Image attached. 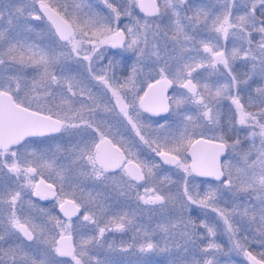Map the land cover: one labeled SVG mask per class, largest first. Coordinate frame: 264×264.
Here are the masks:
<instances>
[{
	"label": "snow or ice",
	"instance_id": "snow-or-ice-1",
	"mask_svg": "<svg viewBox=\"0 0 264 264\" xmlns=\"http://www.w3.org/2000/svg\"><path fill=\"white\" fill-rule=\"evenodd\" d=\"M221 233L264 264V0H0V264H222Z\"/></svg>",
	"mask_w": 264,
	"mask_h": 264
},
{
	"label": "flooded vegetation",
	"instance_id": "flooded-vegetation-1",
	"mask_svg": "<svg viewBox=\"0 0 264 264\" xmlns=\"http://www.w3.org/2000/svg\"><path fill=\"white\" fill-rule=\"evenodd\" d=\"M92 2H95V0H92ZM144 115L145 116H150L147 113L144 114ZM164 115H166V114H164ZM152 119L153 120H158L159 117L158 116L157 117H152ZM125 124H126V122H125ZM119 130L123 134V136H124L125 139H129L130 140V139H132L135 136L134 132L131 131L130 125L127 126V128L120 127ZM117 139H119V137H117ZM136 139L138 140V138H136ZM133 151L134 152H138V150L135 149V148L133 149ZM148 156H149V152H148V150L146 148L144 149L143 152H139V158L140 159H145ZM165 167H169V166H165ZM141 191H142V189H141ZM34 199H36V198H34ZM39 202L41 204H43L44 206H50L52 201L50 199L49 201H39ZM57 212H58V209H57ZM115 236H116V242H117V244L120 243V240L121 239H123L126 242H131V233H129L128 235H124L123 237H121V234L116 233ZM227 242H228V245L225 246L224 251L225 252H230L229 250L232 247V245L229 242L228 237H227ZM250 250L253 251L254 254H258L260 251H264V249H262L258 244H252V245H250ZM231 253H233L235 256H232L233 258L232 257L228 258V261L233 262V264H250V262H248L246 260V258L243 257L242 254L238 255L234 251H232ZM65 259H67V258H65ZM128 259L134 260L135 257H128ZM153 259L162 260L164 258L162 256H157V257H154Z\"/></svg>",
	"mask_w": 264,
	"mask_h": 264
},
{
	"label": "rangeland",
	"instance_id": "rangeland-1",
	"mask_svg": "<svg viewBox=\"0 0 264 264\" xmlns=\"http://www.w3.org/2000/svg\"><path fill=\"white\" fill-rule=\"evenodd\" d=\"M217 243H220V244H222L223 246H224V248H225V246L226 245H228V242H227V234L226 233H221V234H219L218 235V237H217ZM229 253V255L228 256H221L220 257V259H221V261H222V264H224V262H227L228 261V258H230V257H232V256H235L233 253H231V252H228ZM233 258V257H232ZM232 264H233V262H232Z\"/></svg>",
	"mask_w": 264,
	"mask_h": 264
},
{
	"label": "water",
	"instance_id": "water-1",
	"mask_svg": "<svg viewBox=\"0 0 264 264\" xmlns=\"http://www.w3.org/2000/svg\"><path fill=\"white\" fill-rule=\"evenodd\" d=\"M148 115H151V114H148ZM161 115H164V114H161ZM153 117H157V116H153Z\"/></svg>",
	"mask_w": 264,
	"mask_h": 264
}]
</instances>
